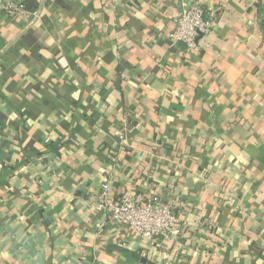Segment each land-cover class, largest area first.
I'll use <instances>...</instances> for the list:
<instances>
[{"label": "crops", "instance_id": "0c3cea01", "mask_svg": "<svg viewBox=\"0 0 264 264\" xmlns=\"http://www.w3.org/2000/svg\"><path fill=\"white\" fill-rule=\"evenodd\" d=\"M10 1L35 15L0 14V264H264V0H199L194 48L165 39L193 0ZM102 184L179 236L110 219Z\"/></svg>", "mask_w": 264, "mask_h": 264}, {"label": "built area", "instance_id": "2783aa9c", "mask_svg": "<svg viewBox=\"0 0 264 264\" xmlns=\"http://www.w3.org/2000/svg\"><path fill=\"white\" fill-rule=\"evenodd\" d=\"M203 11L199 0H193L189 5L183 4L182 10L174 17L173 29L165 35L168 44L184 42L187 47L194 48L200 34H210L212 18H203ZM2 13L22 15L25 18L35 15L25 4L10 0H0ZM114 134L121 136L118 130ZM100 197L108 217L128 228L140 239L154 241L159 236L165 239L179 236L180 218L174 211V204L155 193L125 194L112 200L108 198L107 185L102 184Z\"/></svg>", "mask_w": 264, "mask_h": 264}, {"label": "water", "instance_id": "95a60500", "mask_svg": "<svg viewBox=\"0 0 264 264\" xmlns=\"http://www.w3.org/2000/svg\"><path fill=\"white\" fill-rule=\"evenodd\" d=\"M112 249L119 251V252H124L129 254L133 259L139 260L140 262H145V259L141 257L136 251H133L127 247L120 246V245H110Z\"/></svg>", "mask_w": 264, "mask_h": 264}]
</instances>
